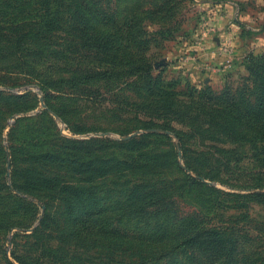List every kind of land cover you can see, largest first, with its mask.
Instances as JSON below:
<instances>
[{"label":"rangeland","instance_id":"obj_1","mask_svg":"<svg viewBox=\"0 0 264 264\" xmlns=\"http://www.w3.org/2000/svg\"><path fill=\"white\" fill-rule=\"evenodd\" d=\"M33 2L38 15L46 1ZM99 4L110 16L102 31L117 37L124 27L135 41L118 42L121 57L108 51L102 67L119 72L93 86V96L0 86V264H18L13 257L25 264H178L183 258L169 255L174 238L195 227L229 234L238 264H264V138L207 101L225 95L246 115L255 108L262 81L255 75H264V0ZM20 11L31 17L30 5ZM117 59L149 73L133 76ZM9 65L0 63V77L18 76ZM192 108L203 113L202 124L187 120ZM131 139L136 144L127 148L134 149L120 147ZM51 184L88 190L89 202L81 196L75 205L102 208L104 216L80 238H67L83 231L82 220L67 218ZM136 197L146 198L148 218L128 212ZM45 215L55 224L34 234Z\"/></svg>","mask_w":264,"mask_h":264},{"label":"trees","instance_id":"obj_2","mask_svg":"<svg viewBox=\"0 0 264 264\" xmlns=\"http://www.w3.org/2000/svg\"><path fill=\"white\" fill-rule=\"evenodd\" d=\"M45 1L46 3L41 5L42 11H38V15H35L33 0H14L12 5L7 0H0V63H9L8 68L17 70L18 76H21L18 77L15 74L14 77H0V86L15 88L36 84L46 94L50 91L61 92L68 89L79 91L82 94L86 92V95L90 93L93 96V86L111 78L110 73L113 71L110 72L106 67H102L106 57L110 56L108 51L114 50L111 51L112 53L110 52L112 59L121 57L118 55V42L126 39L135 41L133 34L130 29L124 27L118 29L121 35L117 37L102 31V27L109 26L110 16L102 6H98L100 0H90L87 3L85 0ZM28 5H30L31 10L29 21L24 17L26 12L20 11L22 6H25L27 10ZM20 15L23 17L19 18ZM90 18L98 23L100 29H92ZM128 26L129 23L125 27ZM123 32H126V37L123 34L124 38H122ZM91 62L100 65L95 66ZM115 64L118 68L126 66L128 71L136 77L142 72L149 73L148 67L143 66L142 68L136 63L128 61L124 63L117 59ZM41 69L48 71L47 75L40 76ZM115 72L119 71L113 73ZM249 72L253 73V71ZM120 73L123 74V71ZM255 78L262 79V81L257 86L256 106L249 115L233 105V99L227 98L225 95L221 99L209 98L207 101L222 106L223 110L228 112L232 118L241 120V126L251 129L264 138V75L256 73ZM18 82L20 83L18 84ZM226 95L229 94L226 93ZM22 96H11L8 99L16 101L22 99ZM147 109L156 115L161 114L156 106H149ZM194 109L192 108L188 114L187 120L202 124L203 113L193 114ZM53 112L57 115L56 111ZM206 121L215 129L222 128L221 123L212 116H208ZM11 131H13L12 128ZM10 136L9 133L8 137ZM67 143L71 145L68 147L71 151L75 150L74 145H72L76 144L75 141L69 140ZM131 143L136 144L135 139L122 143L120 147L131 151L134 147L132 149L127 148ZM196 174L198 178H203L200 172H196ZM54 186L51 184L47 190L56 191L62 197L67 218H71L72 215H79L75 222L82 220L80 227L83 231L74 234L64 233V235L67 238H80L81 234L88 233L96 225L97 217L105 211L100 208L93 212L92 207H87L85 204L75 205L74 201H80L81 196L89 202L91 195L88 190L63 185ZM14 188L23 193L20 188ZM71 199H73L72 203ZM145 199L143 197L134 198L128 206V212L131 215L138 212L142 218H148ZM91 205L88 203V206ZM91 219L93 220L91 221ZM48 223L55 224V221L49 215H45L33 233L43 235V230L48 227ZM90 225L93 227L89 228ZM73 228L74 225L69 232L74 230ZM100 230V232L107 234L106 227H102ZM18 231L22 232L19 228ZM13 235L18 236L17 234ZM147 240L149 241L150 238ZM157 241L160 240L157 239ZM174 243L175 245L169 255L175 254V258L182 257V263L178 264H238L237 242L221 230L195 227L189 232L180 233L179 237L174 238ZM13 259L18 264H25L18 257H13ZM8 264L11 263L8 262Z\"/></svg>","mask_w":264,"mask_h":264},{"label":"water","instance_id":"obj_3","mask_svg":"<svg viewBox=\"0 0 264 264\" xmlns=\"http://www.w3.org/2000/svg\"><path fill=\"white\" fill-rule=\"evenodd\" d=\"M132 136H128V137H126V138H124V139H129V138H131Z\"/></svg>","mask_w":264,"mask_h":264}]
</instances>
